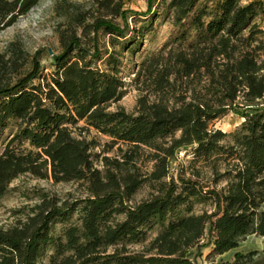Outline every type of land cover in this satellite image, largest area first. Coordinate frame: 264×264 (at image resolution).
Returning <instances> with one entry per match:
<instances>
[{
  "label": "trees",
  "instance_id": "trees-1",
  "mask_svg": "<svg viewBox=\"0 0 264 264\" xmlns=\"http://www.w3.org/2000/svg\"><path fill=\"white\" fill-rule=\"evenodd\" d=\"M37 3L0 0V31ZM168 7L178 34L139 64L133 82L140 96L131 113L109 108L124 95L121 57L124 49L139 51L135 36L123 51L105 54L104 69L85 63L76 35L53 57L51 74L39 72L37 54L24 71L28 55L16 41L0 53V198L27 174L82 190L72 201L43 196L23 221L0 229V264H42L46 246L47 264H195L202 248L211 245L210 255L220 256L248 236L264 237V1L169 0ZM151 8L150 0L144 17ZM108 14L124 26L99 18L93 27L114 45L131 31L119 3ZM229 113L242 120L237 129H215ZM81 120L110 138L102 170L94 164L95 142L72 135L69 125ZM10 123L14 133L2 144ZM114 148L113 157L105 156ZM187 148L190 171L174 178L170 162ZM203 169L210 174L205 183ZM220 181L225 186L217 189ZM144 185L151 192L133 203ZM192 198L209 211L189 214ZM75 213L74 223L53 233ZM157 226L142 251L127 248ZM254 255L237 252L231 264L251 263Z\"/></svg>",
  "mask_w": 264,
  "mask_h": 264
},
{
  "label": "rangeland",
  "instance_id": "rangeland-1",
  "mask_svg": "<svg viewBox=\"0 0 264 264\" xmlns=\"http://www.w3.org/2000/svg\"><path fill=\"white\" fill-rule=\"evenodd\" d=\"M103 0H38V3L24 15L19 16L14 24L0 31V53H3L11 42H18L25 53L28 55V61L24 71L31 69V59L37 54L39 63V72L51 74L57 70V65L53 57L63 53L72 35L80 41V49L84 51L85 63H90L91 67L104 69L103 61L106 53L109 51H123L126 42L134 38L133 47L139 46V51L131 54L130 49H124L121 57L120 74L124 83V95L120 101L112 105L109 110L114 111L115 107L123 108L127 113L134 111L140 92L135 83V72L144 58L157 52L161 48L170 44L177 36L179 28L171 21V9L168 7L169 0H151V13L147 16L148 2L150 0H107L108 8L101 6ZM253 1V0H247ZM264 1V0H263ZM119 3L122 11L125 12L127 25L130 33H125V38L118 40L114 45L111 44L112 38L102 30L94 31L95 21L99 18H106L120 27L124 26V20L119 17L110 16L108 13ZM264 28V19L262 22ZM193 40V32L188 31L187 42ZM140 42V43H139ZM75 50L69 55V59L77 53ZM99 51L100 56L93 58L91 54ZM40 74V75H41ZM39 76H36L33 83H38ZM239 116L229 113L225 117L214 122V128L224 133H233L241 124ZM72 135L76 138H85L87 141H94L92 155L95 167L102 170L100 158L102 156V146L110 138L101 134L93 127L87 126L84 120L78 121L76 126H70ZM85 130H79V129ZM15 127L10 123L3 132L2 144L14 133ZM228 141V139H226ZM23 148H27L25 143ZM115 149L106 153L105 156L113 157ZM191 148L178 152L176 157L170 162V174L176 178L177 174L184 168L186 175L189 173L188 163L191 159ZM96 156V157H95ZM202 178L204 183L209 177L208 169H203ZM225 186L224 181H220L217 189ZM151 189L148 185L140 187L132 197L133 203L147 198ZM43 196L55 198L59 202L79 198L82 196V190L78 183L60 182L55 183L51 179H38L32 175H23L12 181L6 193L0 198V229L6 230L13 227L18 221H23L34 205L40 202ZM189 214L198 215L202 211H209L210 207L206 202H196L194 198ZM186 206L180 208V214H186ZM77 213L72 214L66 220L57 223L53 228V233L57 234L59 229L77 220ZM160 227H154L150 230L144 240L140 243L127 244V248L132 251H142L148 243L160 232ZM212 246L202 248L201 255L195 257V251L191 256L195 264H231L234 254L255 253L252 262L248 264H264V237L254 235L248 236L238 247L223 255H210ZM51 253V247L43 248L42 264H47V257Z\"/></svg>",
  "mask_w": 264,
  "mask_h": 264
}]
</instances>
